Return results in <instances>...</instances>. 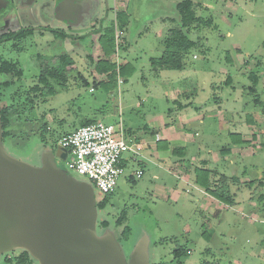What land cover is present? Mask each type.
I'll return each mask as SVG.
<instances>
[{
  "label": "rangeland",
  "instance_id": "rangeland-1",
  "mask_svg": "<svg viewBox=\"0 0 264 264\" xmlns=\"http://www.w3.org/2000/svg\"><path fill=\"white\" fill-rule=\"evenodd\" d=\"M151 1L108 0L107 8L105 0H92L89 8L84 9L82 32L102 19L103 30L112 31L115 42V29L120 30L114 27L115 13L119 11L142 21L151 31L156 28L160 31V37L152 35L155 43L141 42L138 38L131 41L130 29L126 35L128 43L123 37L118 39V56L108 59L118 64L127 61L135 70L122 76L117 74L113 84L97 82L106 80V76L95 70V63L107 55L96 37L90 40L84 36L79 41L82 48L64 52L75 66L69 69L63 83L50 80L54 93L42 98L39 96L45 95L32 91L40 78L36 58H45L48 45L54 49L55 44L50 42L52 33L43 37L35 33L17 41L16 46L13 42L0 45L2 58L19 61L22 70L0 72V108L13 105L17 110L6 128L8 133L2 135L3 148L8 155L38 167L45 153L56 152L61 137L86 119L113 124L116 131L120 126L125 131L129 128L135 140L134 137L143 136L144 128L157 115L167 127L188 137L182 154L186 158L180 161L198 166L199 158H209V151L219 152L222 147L231 146L226 126L218 132L216 114L236 105L241 109L232 113V121H226L229 130L246 132L251 138L248 127L252 124L258 137L248 142L239 140L241 153L229 155L215 166L209 164L235 176L229 182L228 201L216 202L203 187L181 181L172 160L183 156L175 153L165 158L163 164L160 152V165L155 159L142 163L138 162V155L125 154L134 156L136 161L126 162L125 172L111 193H102L92 181L68 172L92 186L97 207L96 233L102 236L106 231L112 232L127 262L134 246L146 237L150 264H264V124L254 114L259 107L254 105V96L248 91L250 81L246 73L253 71L262 77L257 88L264 100V0H193L197 4L196 14L211 18L213 26L192 25L183 29L194 44L183 53L181 70H158L149 62L150 56L158 55V45L160 53L163 51L168 30L181 28L175 8L180 0ZM53 2H24L20 18L33 19V24L64 27L54 15ZM159 6L160 12L153 13L151 9ZM243 60L248 63L243 64ZM227 78L231 82L227 83ZM206 83L212 87L205 86ZM205 102L210 107L204 108ZM179 103L183 105L181 108ZM227 113L231 115V111ZM199 115L204 116V122ZM247 115L256 122L247 120ZM56 160L66 170L65 159L56 157ZM136 171L141 176H136ZM238 178L252 182L242 184ZM122 212L125 216L119 218ZM177 248L186 251L185 254L175 257L173 251ZM21 251H0V264H15L14 258ZM28 256L31 264H39L29 253ZM6 257L12 261H6Z\"/></svg>",
  "mask_w": 264,
  "mask_h": 264
},
{
  "label": "water",
  "instance_id": "water-1",
  "mask_svg": "<svg viewBox=\"0 0 264 264\" xmlns=\"http://www.w3.org/2000/svg\"><path fill=\"white\" fill-rule=\"evenodd\" d=\"M91 1L58 0L55 9L65 20L78 17V23ZM56 157L64 159L66 150L46 152L38 167L8 155L0 119V251L23 249L39 264H150L146 237L127 262L112 232L97 235L92 186Z\"/></svg>",
  "mask_w": 264,
  "mask_h": 264
},
{
  "label": "trees",
  "instance_id": "trees-1",
  "mask_svg": "<svg viewBox=\"0 0 264 264\" xmlns=\"http://www.w3.org/2000/svg\"><path fill=\"white\" fill-rule=\"evenodd\" d=\"M196 6L193 0H180L176 3L175 8L179 16V21L181 28H171L168 30V38L165 40V47L161 52L159 57L150 58V64L155 69H175L181 70L184 67L183 62V53L189 49L193 44V40L188 37V35L183 31L184 28H189L192 25H204L211 26L213 21L211 18L204 19L201 16L196 14ZM127 15L124 11H119L116 13L117 18V26L119 28H123L126 23ZM213 26V25H212ZM19 36L24 35V32H20ZM98 42L101 45V48L104 52V55H110L115 50V41L114 35L112 31L105 28L101 35L98 38ZM75 66V62L68 55H63L60 59H57L53 64H46L41 70L39 85L33 86L32 91L34 93L39 92V97H46L48 95H52L54 93V89L49 86L50 80H53L56 83H63L66 81V71L73 68ZM95 70L100 74H105L106 80L97 81L100 84L105 85L113 84L115 77L118 75H126L132 73L135 68L129 64L128 62L123 64H117L116 62L109 61L108 59H100L95 63ZM15 72L21 73L22 70L15 63L4 61L0 65V72ZM47 76V77H46ZM250 84L247 86L249 93L254 96V103L261 108L264 114V102L261 100L260 94H258L257 84L259 81V75L254 73L253 71H249L247 75ZM230 78H227V83H229ZM7 85V83H4ZM17 115V110L15 106L9 105L0 108V119L2 125V135L7 134V126L11 118ZM94 122L91 119H86L83 121L82 125L89 124ZM81 125V126H82ZM129 132L130 130L126 129ZM235 135V134H234ZM240 142V141H239ZM172 153L181 155L184 154V147L177 146L171 149ZM212 174L210 169L205 168H196L195 169V182L204 188V190L215 197L220 201H225L231 197L230 191L228 189V180H232V178H227L225 175H221L218 178L216 183L210 181V175ZM252 182V181H249ZM263 196V194H261ZM261 196V197H262ZM102 206V205H99ZM98 206V207H99ZM125 216V212L119 215V218H123ZM119 220V219H118ZM103 225H106V222H103ZM124 237L127 238V228L124 229ZM181 248H177L173 251L175 257L185 254ZM6 261H12L11 258L6 257ZM15 264H31V260L29 259L27 251H21L15 258Z\"/></svg>",
  "mask_w": 264,
  "mask_h": 264
},
{
  "label": "crops",
  "instance_id": "crops-1",
  "mask_svg": "<svg viewBox=\"0 0 264 264\" xmlns=\"http://www.w3.org/2000/svg\"><path fill=\"white\" fill-rule=\"evenodd\" d=\"M106 7L109 8L108 0H106ZM160 9H161V7L159 6V8L157 7L156 9L154 8V9H151V10H152L153 13H155V12H160ZM153 10H157V11H153ZM162 10L163 11H166V10L169 11L166 8H163ZM115 16H116V13H115ZM131 18H132V15L131 16L130 15L127 16L126 17V21L124 22V23H126L124 25V27L123 28H120V30L119 29H117V30L115 29V32L116 31H122V35L119 36V38L120 37H123L125 39V40H123L125 42V44L128 43L127 38H126V35H127V33H128L127 31L129 29H130V32L132 34L131 41H134V42L135 41H138V39H139V40H141V42H150L151 41V42H154L155 43V40L153 39L152 35L154 34V37L156 38V36L158 34V36L160 37V31L157 30L158 28L153 29V31H151V30H149V28L144 27V23L142 21L139 22V20H137V19H131ZM116 20H117V18H116ZM82 21H83V18H80L78 20V23H76L77 21H74L71 24L68 23V28H72V29H71V31H68L69 33H68L67 45L69 47H67V48H70V49L72 48L73 49V48L78 47V46L80 47L81 45H80V42L79 41L81 39H83L84 36H89L90 40H91V38L96 37L97 38V41H98L99 36L103 32L102 19L100 20V22H98V21L94 22L91 25V29L86 30L85 32H82V29H85V28L80 27V24L83 23ZM164 23L165 22H163L161 24H164ZM116 25L117 24L115 22L114 27L115 28L116 27L118 28V26H116ZM70 38H72V39H70ZM118 39L115 42V50H114V52L111 55H109L106 58H104V59H108L111 56H118V53H119ZM80 48H82V46ZM122 50H124V49H122ZM156 50H157V52H159V53H157L158 55L157 56H150L149 57V62H150V58H152V57L156 58V57H159L161 55V53H160V46L159 45H158V47H156ZM76 57L78 58V56H76ZM98 60H100V59H98ZM109 61H112V60H109ZM126 62L127 61H123V63H126ZM116 63L118 64V62H116ZM247 63H248V60H243V64H247ZM132 66L135 68L134 65H132ZM246 73L248 75V71ZM66 74H68V71H66ZM102 75L105 76V74H102ZM261 78L262 77L259 75V80ZM100 81H101V79H100ZM258 83H259V81H258ZM209 85L210 84H207V83L205 84V86H207V87ZM257 86H258V84H257ZM257 90H258V88H257ZM262 101L264 102V100H262ZM201 104H200V106H201ZM202 105H205L204 108L205 107H210L209 105H207L206 102H205V104H202ZM254 105H256V104H254ZM182 106L183 105L179 103V106L178 107L181 108ZM256 106H258V105H256ZM198 107H199V105L196 106V109ZM212 109L213 108H210L209 110H212ZM228 109L222 110L219 114L217 113L216 115H218L217 116V120L219 122L218 126H220L218 128V132L221 133V131L223 130L224 126H226L225 127L226 128V135H227L226 138L227 139H231V141H230L231 146L222 147V149L219 152L209 151V153H210L209 154V158L208 159H201V158H199L200 163L198 164V166L195 165V164H192L190 166L183 164V162H181L180 160H184L186 158L185 157L186 154L183 157H179L178 156L179 158H176V159L172 160V165H173L174 172H176L178 174L177 176H178V178H180L181 181H183V182L191 181L193 183H196L195 182V169L197 167L198 168H205V169L207 168V169H210L211 172H212V174L210 175V181H212L213 183H216L218 181V178L222 174L225 175L228 179L229 178H232V177H233L232 179L235 178L234 175L228 176L225 171H222V170H220L218 168L216 169V167L215 168H212V167H210V165L211 166H215V165L218 164V162H220L221 159H224L225 157H228L229 155H235V153H241L243 151V149L242 148H238V143H240L239 140L241 142H244V141H247L248 142V141H251L252 139L253 140L256 139L258 136H257V133L253 132V130H254L255 127L252 124L249 125V127H248V130L251 131V136H252L251 138H250V136L246 132L243 133V132H240V131H230L229 130V126L227 125L226 121L227 120L228 121H232L233 120L232 119L233 118L232 117V113L234 111H236L235 113H237L241 108L240 107H236V105H235V106H229ZM258 109H259L258 110L259 112L258 113H254V114L255 115H258L259 118L258 117L257 118H258L259 122L264 124V114H263V112H262V110H261L260 107ZM226 111L227 112L231 111V115H229V113H227ZM199 120H201L202 122H204V116H200L199 115ZM247 120H251V122H256V121H252L254 119L252 117H249V115H247ZM127 129L130 130L129 128H127ZM124 133L129 138H133V136H134V135H132L133 132L131 130L129 132L127 131V133L124 130ZM195 135H197L196 132H195ZM134 138H135V141L138 144L137 145L138 146V153H137V155H138V157L140 159V160L137 159L138 162H142L143 163L145 160L146 161H152V160L155 159V161L157 162V164L160 165V157H161L160 156V152H163L164 158L163 159L161 158V161L164 164L165 158H170L171 157V154H172L171 149L173 147H177V146L186 147L185 138H188V137H185L183 135V133L180 132L179 130H176L174 128L167 127L164 122H161L160 121V117L159 116L153 115L152 118H151V123L144 128V134H143V136L137 137V138L134 137ZM233 140H236V141H233ZM185 151H186V149H185ZM167 154L169 156L168 157H165ZM157 160H159V162ZM233 163H234V161L232 159H230V164H233ZM175 167H176V169H175ZM228 181L230 182L231 180H228ZM249 181L250 180H245V179H242L241 180V179L238 178V182L239 183H242V184H246V182L248 183ZM229 182H228V185H229ZM210 197L212 199H214L216 202H220L215 197H213L211 195H210ZM262 216H264V214Z\"/></svg>",
  "mask_w": 264,
  "mask_h": 264
},
{
  "label": "built area",
  "instance_id": "built-area-1",
  "mask_svg": "<svg viewBox=\"0 0 264 264\" xmlns=\"http://www.w3.org/2000/svg\"><path fill=\"white\" fill-rule=\"evenodd\" d=\"M122 31L115 32V39ZM116 131L113 124L94 121L66 133L59 140V147L66 150L65 167L92 181L102 193L114 191L118 179L124 174L126 162L138 153V144L125 135L122 126ZM136 176H141L136 171Z\"/></svg>",
  "mask_w": 264,
  "mask_h": 264
},
{
  "label": "flooded vegetation",
  "instance_id": "flooded-vegetation-1",
  "mask_svg": "<svg viewBox=\"0 0 264 264\" xmlns=\"http://www.w3.org/2000/svg\"><path fill=\"white\" fill-rule=\"evenodd\" d=\"M31 3L32 0H0V45H3L7 42L14 43L13 45L16 46V42L24 39L26 37H32L33 34L39 33L42 37L44 36L45 33H52V39L51 43L55 44L54 49L52 46V49L50 48V45H48L46 49L47 53H45V58L44 57H39L37 56V62L39 63V73L41 74V70L46 64H53L56 62L57 59H60L66 50V45L68 41V31H71L72 28H68V23H72L77 20L78 17H74L72 20H65L62 18V13L59 14L57 10H55V5L58 0H53V8H54V15L55 17L60 20L63 24L64 27L62 26H51L49 24H38L35 23L33 24V19L27 20V18H20V6L26 2V3ZM45 1V3H48L49 0H40V3ZM83 12L82 16L79 18H83V23L85 22V12L84 9L81 10ZM26 21L28 23H26ZM37 19H34V22H36ZM24 32V35L19 36L18 34L20 32ZM73 38V37H72ZM70 38V39H72ZM49 42V40H48ZM60 45L58 46L56 45ZM67 55V54H66ZM7 61L2 58L0 55V65L2 62ZM12 62V61H9ZM19 62V61H18ZM17 61H13L12 63H16L18 65ZM25 63V62H24ZM18 67H20L18 65ZM47 77V76H46ZM57 161V160H56Z\"/></svg>",
  "mask_w": 264,
  "mask_h": 264
}]
</instances>
